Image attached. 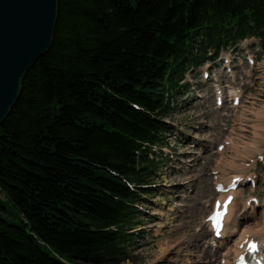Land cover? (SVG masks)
<instances>
[{"label": "trees", "instance_id": "obj_1", "mask_svg": "<svg viewBox=\"0 0 264 264\" xmlns=\"http://www.w3.org/2000/svg\"><path fill=\"white\" fill-rule=\"evenodd\" d=\"M204 28L211 42L264 37V0L59 1L53 45L0 126V193L21 219L0 197V264L132 259L142 198L123 178L153 181L149 154Z\"/></svg>", "mask_w": 264, "mask_h": 264}, {"label": "rangeland", "instance_id": "obj_2", "mask_svg": "<svg viewBox=\"0 0 264 264\" xmlns=\"http://www.w3.org/2000/svg\"><path fill=\"white\" fill-rule=\"evenodd\" d=\"M257 42L260 40L257 39ZM257 55L258 70H253L255 85L246 87L247 94L243 97L245 106L240 108L236 116L228 110L230 102H227L228 107L224 109L214 106L208 84H200L197 93L185 89L179 98L177 109L166 119L172 129L179 131V136L168 140L175 147L177 161L169 162L160 169L163 174L159 182L161 188H164L163 194L157 192L152 195L150 204L144 206L147 236L139 239L134 246L132 260L123 264H190L191 260L198 263L194 256V241L195 238H201L197 236H200L203 218L209 212L207 200L213 194L215 182L211 171L220 160L219 155L213 154L214 147L229 136L237 137L236 141L241 145L254 141L257 121L255 113L264 110V48ZM193 72H196L192 73L193 81L202 82L200 68ZM245 79L246 76L241 80L243 85ZM201 93L204 95L199 97ZM227 113L233 118H226ZM197 141L200 143L195 147ZM201 143L204 146L206 144L207 149L204 147L201 151ZM188 152H200L201 156L196 158ZM230 154H234L233 148L229 149ZM192 165L195 168L188 170ZM260 174L264 175V169ZM246 193L248 195L250 190ZM0 196L8 208L1 215L12 223H21L16 205L5 196ZM198 207L202 209L201 212ZM258 221L261 223L260 219ZM209 237L200 240V244L207 246ZM190 240L192 243H189ZM216 264H219V255Z\"/></svg>", "mask_w": 264, "mask_h": 264}, {"label": "water", "instance_id": "obj_3", "mask_svg": "<svg viewBox=\"0 0 264 264\" xmlns=\"http://www.w3.org/2000/svg\"><path fill=\"white\" fill-rule=\"evenodd\" d=\"M60 0H0V126L12 112L27 72L54 42Z\"/></svg>", "mask_w": 264, "mask_h": 264}, {"label": "bare ground", "instance_id": "obj_4", "mask_svg": "<svg viewBox=\"0 0 264 264\" xmlns=\"http://www.w3.org/2000/svg\"><path fill=\"white\" fill-rule=\"evenodd\" d=\"M234 74L238 77V73L235 71ZM233 92V91H232ZM255 117L257 119L255 128H256V134L257 137L254 141L243 143V145L239 144L236 139L237 137H229L227 138L228 141H230L231 147H228L227 150H225L221 153L222 155L220 163L218 164L217 168L221 169L220 173V179L225 180L228 182L229 179H231L234 175L238 174L240 170H245V167L240 166V162L238 161V157L240 160V157L247 156L250 157V154L253 153V151H256L258 153H262L264 150V147L260 146L259 144H264V111H259L255 113ZM233 148L234 154L229 155V149ZM179 186V185H178ZM243 191H239V199H236V202L231 208V211L228 216V222L231 226L232 220H235V225H238L239 228L242 230L243 236L247 231H262L264 229V226L260 225L258 222H254V225H250L249 221L247 219L253 218V215L255 217V211L248 212V208L242 203V207H239V204H241V196ZM3 196H6L5 193H0ZM199 211L201 212L202 209L200 207ZM249 213V215H247ZM244 216V217H243ZM243 217V219H241ZM231 228V227H230ZM227 231V228H226ZM230 229L228 228V232ZM197 236V235H196ZM209 236L208 231L206 229L203 230V232L200 234V239L195 238L194 245H195V254L194 256L197 258V261L199 264H216V257L218 254V250H215L211 248V246L205 247L204 245L200 244V240L202 238H206ZM232 239L230 236L227 242H229ZM189 243H192V240L189 241ZM224 246V244H222ZM196 261L191 260L190 264H198Z\"/></svg>", "mask_w": 264, "mask_h": 264}, {"label": "snow or ice", "instance_id": "obj_5", "mask_svg": "<svg viewBox=\"0 0 264 264\" xmlns=\"http://www.w3.org/2000/svg\"><path fill=\"white\" fill-rule=\"evenodd\" d=\"M255 248H256V244L253 243V245H252V249L255 250Z\"/></svg>", "mask_w": 264, "mask_h": 264}]
</instances>
